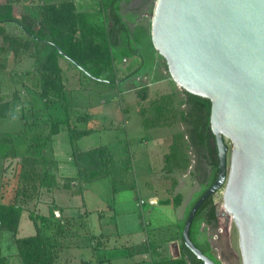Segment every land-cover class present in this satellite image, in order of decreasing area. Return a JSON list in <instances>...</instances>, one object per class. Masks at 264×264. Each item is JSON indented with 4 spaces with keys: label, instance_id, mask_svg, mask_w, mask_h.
<instances>
[{
    "label": "rangeland",
    "instance_id": "obj_1",
    "mask_svg": "<svg viewBox=\"0 0 264 264\" xmlns=\"http://www.w3.org/2000/svg\"><path fill=\"white\" fill-rule=\"evenodd\" d=\"M66 1L0 0V7H4L5 3L12 4L13 15L23 25L34 31L42 28L39 32L42 38L49 37L52 31L57 35L56 39H59L63 50L73 55L91 73L98 74L100 79L92 78L91 73L84 72L80 65L77 66L63 56H59L62 66L56 74H47L46 78H43L39 73L40 70L43 71V64L52 46L44 40L33 39L16 22L4 21L0 22V91H45L46 88L54 91H73L76 104L87 106L91 113L101 112L97 108H100L101 100L105 99L108 105L122 114L121 128L113 132L107 131L104 136L91 135L89 140L93 144L109 142L111 146L109 148L113 145L117 157L120 156V160L128 166L126 172L130 175L123 180L110 177L98 184L93 180L88 182L99 185L98 193L104 195L105 199L110 194L107 191L110 185L118 190L116 195L126 198L132 193L146 198V191L157 185L160 186L158 192H161L163 197L168 196L170 200L177 198L178 202L182 203L187 201L194 203L208 186L213 175L207 149L197 143V131L199 129L204 131L205 116L203 110L199 108V103L192 99L195 96L179 87L173 80L164 57L152 44L151 21L154 0L119 1L118 12L129 34L127 44L124 40L120 47L107 42L104 36L112 23L108 8L109 0H89L87 3H80L76 13L73 12L75 10L73 6L67 9L69 3ZM53 2L57 4L55 7L59 8L58 13L62 17H69L65 28L59 25L56 15L54 20L51 18V10L54 8L49 5ZM54 11L57 12L56 9ZM61 20L60 18V24ZM71 20L75 29L73 35L71 30H66L71 25ZM115 67L116 69L120 67L122 72L117 74ZM19 71H25V74L20 76ZM117 99H121L122 110H118ZM144 104L151 107L148 110L149 117L142 114L143 117L140 118L135 107L144 109ZM125 106L131 107L134 114H126L123 111ZM152 121L160 127L159 130L143 128L150 126ZM155 131L160 135L158 136ZM116 134L127 143L133 144L130 147L133 153L129 150V145L123 147L122 151L113 144ZM157 137L162 139L166 137L170 145L167 151L165 146L161 147L158 155L160 158H154L151 164L154 171L150 173L147 172L150 166L146 168L140 153L141 146L136 141L140 138L152 140ZM209 142L216 154L214 139L211 138ZM225 142L228 146L229 165L232 143L229 139H225ZM33 143H37V138L33 139ZM80 145L83 146V143L80 142ZM163 157H166L165 161ZM8 179H12L13 187L16 183L22 185L18 183L17 176L5 175L4 183H7ZM124 185L129 186L123 188ZM222 194L223 187L213 195L217 224L212 227L203 223L204 233L199 236L200 246L219 264H242L238 229L231 216L223 209ZM145 200L143 208L150 206L148 199ZM154 216L150 217L151 226ZM148 226L150 227L147 225L146 230ZM70 260L71 264H88L86 255L78 260H73L72 256L69 260L66 259ZM115 264L120 263L116 261Z\"/></svg>",
    "mask_w": 264,
    "mask_h": 264
},
{
    "label": "crops",
    "instance_id": "obj_2",
    "mask_svg": "<svg viewBox=\"0 0 264 264\" xmlns=\"http://www.w3.org/2000/svg\"><path fill=\"white\" fill-rule=\"evenodd\" d=\"M87 1L89 0L66 2L72 4L75 9L73 12L76 13L79 4ZM51 5L57 4L53 2ZM57 64L59 68L62 66L60 57L57 58ZM116 68L117 74L122 72L120 67ZM41 73L49 74L47 71L39 74ZM18 74L24 75L25 71H19ZM72 92L54 91L50 88L45 91H0V103L9 104L6 116H0V133L14 135L10 144L12 152L7 156H0V203H16L22 207L15 231L3 229L0 225V264H22L16 239L36 233L29 214L32 212L48 216L51 210H58V216L55 217L61 219L65 228L62 233L52 234L55 256L53 264H71V260L66 259L69 260L72 256L73 260H78L84 255L88 264H115L116 261L120 264H189L188 257L183 256L181 251V232L193 201L177 203L175 199L163 197L158 192L160 186L157 185L146 191V198L134 193L127 198L120 197L115 194L118 190L111 185L107 189L110 193L108 198L99 194V185L92 184L106 181L110 177L123 180L130 173L126 172L128 166L124 165L120 156L117 157L113 145L109 148V142L93 144L89 137L95 134L104 136L107 131L119 130L122 114L108 105L105 99L101 100L100 108H97L102 113H91L87 106L76 104ZM120 100L118 110L121 109ZM150 108L145 105L144 109L135 107V110L142 118V114L149 117ZM123 111L134 114L129 106H125ZM143 128L159 130L160 127L152 121L150 126ZM69 129L86 131L81 132L76 139L80 151L107 147L114 163L108 175L94 179L92 184L84 183L81 192L77 191L80 180L72 158ZM157 135H160L159 132ZM34 138H37V143H33ZM166 140V137H157L152 140L140 138L136 141L141 146L140 153L146 168L150 166L147 172L154 171L151 164L155 157L160 158L158 155L161 147L165 146L167 151L170 141ZM149 141L152 143L149 144ZM113 144L122 151L128 145L131 151L130 147L133 145L117 134ZM27 159L34 162V168H28L26 164L22 166ZM165 160L166 157H163V161ZM24 168L33 172L30 175L36 177V181L19 179V172ZM5 175L17 176L18 183L22 185L16 183L13 187L12 179L4 183ZM127 186L129 185H124L123 188ZM145 199H148L150 206L143 208ZM153 215L151 226L150 217ZM147 225H150L148 230ZM202 229L203 222L194 223L192 236L194 244L200 248L199 236L204 233ZM45 232L50 233V229H45Z\"/></svg>",
    "mask_w": 264,
    "mask_h": 264
},
{
    "label": "water",
    "instance_id": "obj_3",
    "mask_svg": "<svg viewBox=\"0 0 264 264\" xmlns=\"http://www.w3.org/2000/svg\"><path fill=\"white\" fill-rule=\"evenodd\" d=\"M151 41L176 84L210 101L217 174L189 210L183 243L204 264H217L194 244L190 228L223 187L242 264H264V0H154Z\"/></svg>",
    "mask_w": 264,
    "mask_h": 264
},
{
    "label": "trees",
    "instance_id": "obj_4",
    "mask_svg": "<svg viewBox=\"0 0 264 264\" xmlns=\"http://www.w3.org/2000/svg\"><path fill=\"white\" fill-rule=\"evenodd\" d=\"M119 1L120 0H109L108 2L109 15L112 23H111V27L106 29V32L104 33L106 41L110 42L115 47L122 46V43L125 42L124 40H126V44H127L128 35H129L124 25V22L122 21L120 14L118 12ZM49 7H53L54 10L55 9L57 10V12L51 10V16H52L51 18L53 19L54 16L56 15L59 19L58 20L59 25L65 28V26L68 25L69 17H64V16L62 17L61 14L58 13L59 8L55 7V5H49ZM71 7L72 4L69 3V7H67V9H70ZM60 18L62 19L61 24H60ZM4 21L16 22L17 24L21 25L23 29L26 31V33L30 35L33 39L44 40L52 46V49L47 54L46 61L43 64L44 72L47 71L49 74L52 73L56 74V72L59 70L57 64V58L59 56H63L68 60H70L71 62H74L77 66L80 65V67L84 70V72L88 71L89 73H91L88 70V68L82 65L81 62H79L73 55L63 50V48L60 46L59 39H56L57 35H54L52 31L49 37L42 38L41 35L39 34V32L42 31L41 27L38 31H34L30 29L28 26L23 25V23H21L19 19H17L13 15L12 4L5 3L4 7H0V22H4ZM66 30H71L72 35L75 33L73 22ZM124 36L125 38H123ZM41 74L42 77L46 78L47 74H43V73ZM91 75L92 78L94 77L99 78L98 74L96 75L91 73ZM194 96L195 98L192 99L195 100L197 103H199L200 105L199 108L203 110L205 116V123L203 127L204 131L203 132L200 131L198 127L199 130L197 131V139H198L197 143L204 145V147L207 149V153L210 159L209 166L212 167L213 169L212 171L213 175L208 184L209 186L216 177L217 165H218L217 151L216 154L213 152V149L209 142V140L213 138L209 126L210 101L203 97H199L196 95ZM8 108H9V104L7 102L0 103L1 117L6 116L8 112L7 111ZM81 132H86V131L85 130L76 131L75 129H69L70 142L72 146V158L77 167V172H78L77 175H78V179L80 180V188L77 190L78 192H81L82 185L84 183L97 178L104 177L108 175L113 169V160L107 147H97L86 151H80L77 148L76 139ZM11 143H12V136L9 133H0V156H7L9 155V153L12 152V148L10 146ZM25 164L28 166V168H30L33 167L34 162L31 161L30 159H27L25 163H22V166L24 167ZM28 168H24V170H21L19 172L20 178H22L23 180L31 179L36 181V177L30 175V173L33 174V172L29 171ZM37 179H39V177H37ZM40 182L42 183V181ZM175 202L178 203L177 198H175ZM21 211H22V207L16 203H11V204L0 203L1 227L3 229L15 231L18 225ZM55 216L56 215L52 210L50 211L48 216H43L38 214L35 215L32 212L29 214V217L32 219L36 227V233L31 236L16 239V245L19 251V255L21 257L22 264H53L55 256L52 250L53 247L52 234L57 232L62 233L65 230V228L63 227V223L61 222V219ZM198 221H201L206 225H211L212 227L216 226L217 218H216L215 207L213 204V195L209 196L203 202V204L198 208L195 214L194 220L190 228V238L193 242H194V238L192 236L193 225ZM45 229L47 230L50 229V233L47 232L46 234ZM195 245L198 247L197 244ZM198 248L201 249L203 253L207 254L205 249H202L200 247ZM181 251L183 256L188 257L189 264H204L202 260L198 259L183 242L181 244ZM208 256L210 257V255ZM215 262L219 264L217 261Z\"/></svg>",
    "mask_w": 264,
    "mask_h": 264
},
{
    "label": "built area",
    "instance_id": "obj_5",
    "mask_svg": "<svg viewBox=\"0 0 264 264\" xmlns=\"http://www.w3.org/2000/svg\"><path fill=\"white\" fill-rule=\"evenodd\" d=\"M56 216H58V210H54Z\"/></svg>",
    "mask_w": 264,
    "mask_h": 264
},
{
    "label": "bare ground",
    "instance_id": "obj_6",
    "mask_svg": "<svg viewBox=\"0 0 264 264\" xmlns=\"http://www.w3.org/2000/svg\"><path fill=\"white\" fill-rule=\"evenodd\" d=\"M179 86V85H178ZM179 87H181V86H179ZM182 88V87H181ZM183 89V88H182Z\"/></svg>",
    "mask_w": 264,
    "mask_h": 264
}]
</instances>
